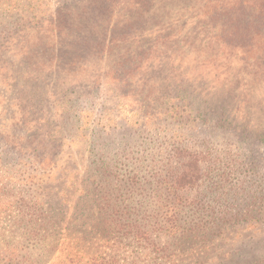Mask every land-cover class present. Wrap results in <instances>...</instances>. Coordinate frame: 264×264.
<instances>
[{
    "label": "rangeland",
    "instance_id": "obj_1",
    "mask_svg": "<svg viewBox=\"0 0 264 264\" xmlns=\"http://www.w3.org/2000/svg\"><path fill=\"white\" fill-rule=\"evenodd\" d=\"M192 6L191 0H0V131L14 136L29 129L32 147L43 134L45 163L61 168L56 176L74 186L71 206L89 203L91 151L99 143L121 147L130 140L155 149L176 142L211 149L217 161L233 163L228 156L239 155L236 167L252 160L264 173V145L242 136L235 119L264 122L257 100L264 86L237 58L227 59L223 45L200 40L205 25H195ZM230 233L214 254L223 264L239 256L255 261L243 252L246 244L264 253V226Z\"/></svg>",
    "mask_w": 264,
    "mask_h": 264
},
{
    "label": "trees",
    "instance_id": "obj_2",
    "mask_svg": "<svg viewBox=\"0 0 264 264\" xmlns=\"http://www.w3.org/2000/svg\"><path fill=\"white\" fill-rule=\"evenodd\" d=\"M191 2L195 25H205L200 40L223 45L227 59L264 86V0ZM257 100L264 112V89ZM235 119L242 136L264 145L263 121ZM26 130L0 131V264H223L214 254L231 231L264 226V173L252 160L236 167L239 155L217 161L211 149L176 142L155 149L99 143L89 203L71 206L74 186L45 163L43 134L32 147ZM255 246L243 250L255 261L238 255L226 264H264Z\"/></svg>",
    "mask_w": 264,
    "mask_h": 264
}]
</instances>
